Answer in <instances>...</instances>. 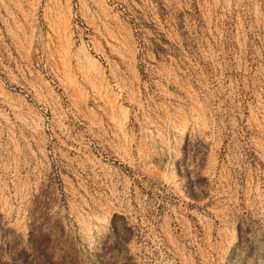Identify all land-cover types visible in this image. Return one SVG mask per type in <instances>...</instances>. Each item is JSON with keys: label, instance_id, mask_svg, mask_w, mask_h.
I'll list each match as a JSON object with an SVG mask.
<instances>
[{"label": "rangeland", "instance_id": "374dc122", "mask_svg": "<svg viewBox=\"0 0 264 264\" xmlns=\"http://www.w3.org/2000/svg\"><path fill=\"white\" fill-rule=\"evenodd\" d=\"M0 264H264V0H0Z\"/></svg>", "mask_w": 264, "mask_h": 264}]
</instances>
